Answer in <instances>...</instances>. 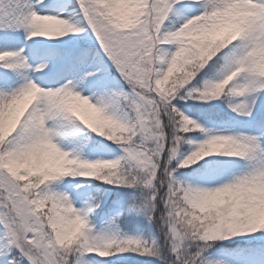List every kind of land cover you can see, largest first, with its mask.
<instances>
[{"label":"snow or ice","instance_id":"6c2138e0","mask_svg":"<svg viewBox=\"0 0 264 264\" xmlns=\"http://www.w3.org/2000/svg\"><path fill=\"white\" fill-rule=\"evenodd\" d=\"M0 264H264V0H0Z\"/></svg>","mask_w":264,"mask_h":264}]
</instances>
